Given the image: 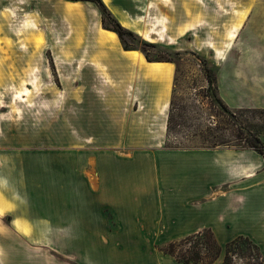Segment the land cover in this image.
<instances>
[{"label":"rangeland","instance_id":"374dc122","mask_svg":"<svg viewBox=\"0 0 264 264\" xmlns=\"http://www.w3.org/2000/svg\"><path fill=\"white\" fill-rule=\"evenodd\" d=\"M66 7V0H0V184L7 158L18 162L22 155V192H4L16 204H35L17 205L18 214H34L43 224L52 220L51 229L28 228L25 238L12 225L20 216H0V264H180L163 249L196 234L188 231L198 228L202 217L212 216L215 227L221 210L200 206L201 189L195 182L187 195L194 203L189 201L186 209L193 219L182 228L163 220L157 192L149 198L155 206L144 215L142 207L130 214L127 203L104 207L94 166L103 153L78 147L98 143L99 136L69 134L70 124L77 123L71 118L74 99H80L85 86L97 84L93 73L82 70L90 63L88 53L98 51L95 35L103 28L102 13L95 4H82L80 20L67 14ZM111 9L119 22L123 16L144 31L163 34L162 41L152 36V42L138 35L154 47L132 45L174 64L171 101L179 125L166 144L185 150L214 147L210 150L218 153L207 156L217 179L213 185L232 180L227 167L235 172L254 167L255 183L260 182L256 191L264 194V157L248 145L264 146V0H111ZM184 28L188 32L175 41ZM209 72L216 83H209ZM27 89L28 97H18ZM147 137L128 136L139 142ZM131 165L136 178L152 175V170L163 175L157 156L139 153ZM243 187L227 189L234 197L244 194ZM244 220L237 212L225 238L253 234ZM177 229L187 232L177 237ZM125 235L138 244L126 246L121 242ZM215 236L222 246L227 244ZM215 264H223L222 259Z\"/></svg>","mask_w":264,"mask_h":264},{"label":"crops","instance_id":"0c3cea01","mask_svg":"<svg viewBox=\"0 0 264 264\" xmlns=\"http://www.w3.org/2000/svg\"><path fill=\"white\" fill-rule=\"evenodd\" d=\"M66 2V13L69 15L74 14L80 20L83 19V11L80 6L91 4ZM120 23L128 30L140 35L139 30L141 28L138 24L130 22L123 16ZM186 30L185 28L182 29V33L174 37L175 41L181 40L188 32ZM111 33L113 32L103 30V28H98L96 31L95 43L98 51L88 53L87 58L90 63H86L82 71L93 73L97 79V84L92 87L85 86L86 91L83 92L80 99H74L73 103L76 108L71 118L77 123L70 124L72 131L69 133L72 135L78 134L79 136H99L96 139L98 143L94 145L87 143L78 147L79 151L103 153L94 161V166L97 173L95 177L98 178L97 193L104 207L114 209L119 203H127L125 207H128L130 214H132L133 208L142 207L144 209L141 214L144 215L145 209L148 210L149 207L153 208L155 206V200L150 201L149 198L151 194L157 192L162 197L159 198L158 196L162 201L163 220L166 219L168 223H177L181 227L186 225L187 219L190 221L193 219V216H190L189 211H186V209L189 201L194 203L187 195L188 190L191 189L190 185L195 182L197 186L200 185L199 188L201 189L200 197L197 200L200 206L207 204L211 209H220L221 213L215 227L212 228V216H205L202 217L201 225L188 231V233H198L210 229L228 243L237 238L236 236L225 238L232 224L230 222L231 218L241 211L242 216L245 218L244 221H247L255 230L253 234H247L250 237L248 238L264 251V194L256 191L258 188L256 185L260 182L255 183L258 180L254 176L256 173L255 168H245L242 171L235 172L234 169L230 170V167L226 166V173L231 176L232 180L213 185L217 179L213 174L215 173L212 170L214 167L207 163V156L213 153L217 154L218 151L167 148V126L174 90L175 67L171 73V83L166 73L157 74L154 71L152 72L150 68L153 65L174 66V64L167 62L150 63L142 56L137 58L134 54L140 51H125L117 37L111 39L107 35ZM159 34L158 29L150 33L151 37L156 36L157 39L161 38V35L163 37L162 33ZM102 36L104 38H101ZM167 36L172 38L169 34ZM158 40L162 41L161 39ZM95 129L99 131L95 132ZM129 135L136 137L146 135L148 137L144 142H139L138 138L134 140L128 138ZM72 151H75V149ZM139 153L148 154V157L153 158L160 157L163 165V175H155L154 170H152V175L144 176V178L132 176L131 169L133 166L131 164ZM12 158L14 157L9 156L5 162L3 170L4 183L0 184L4 188L2 190L0 187V192L3 194L4 202L10 206V209L0 216L8 214L20 216V218H14L12 225L18 236L28 238L29 236L22 233V226L27 232L28 228L33 231H44L51 229L50 223L52 220L43 224L37 220V216L34 214L25 213L22 215V213H17V205L27 204H23L22 200L20 205L16 204V200L8 198L4 192H10V195L11 192H22V155L18 162H15ZM152 162L155 163V160L153 159ZM128 164L131 166H127ZM126 167H129V169L126 170ZM73 171H71L72 176L75 177V171ZM229 182H234L233 184H237L238 188L244 186V194L233 197V190L227 189V187L233 185L228 184ZM140 196L142 197L140 199L145 200L144 202L140 203ZM27 207L36 208L35 204L27 205ZM115 215H118V212H115ZM128 216L130 215H119L121 218ZM135 216L133 215V217ZM18 222L21 229L17 227ZM116 222H118L117 218ZM182 230L177 229V234L174 235L179 237L187 229ZM121 242H127L125 243L126 246H136L138 244L131 243L137 242V240L130 235H125L124 240ZM120 245L122 244H117V246Z\"/></svg>","mask_w":264,"mask_h":264},{"label":"trees","instance_id":"16d2710c","mask_svg":"<svg viewBox=\"0 0 264 264\" xmlns=\"http://www.w3.org/2000/svg\"><path fill=\"white\" fill-rule=\"evenodd\" d=\"M73 3H93L99 7L102 13V26L104 30L115 33L125 51H141L146 60L152 62H167L173 63L170 60L161 61L151 58L149 52L139 50L132 44L134 42L143 44L146 47H154L149 43H145L138 34L125 28L114 17L109 9L104 4L103 0H66ZM110 24V25H108ZM209 83H216V78H211V73H208ZM223 108L227 107L221 100L218 101ZM174 103L171 101V108L168 118L167 137L173 134L177 125V120L173 114ZM217 146V143L213 144ZM248 145L264 157V146L261 143L254 144L248 141ZM170 149H179L170 147ZM214 149V147L205 148ZM166 255L173 257L180 264H215L218 260L222 259L223 264H264V256L260 248L248 237L240 236L225 246H222L213 231L210 229L203 230L194 235H191L179 242H171L164 249Z\"/></svg>","mask_w":264,"mask_h":264},{"label":"bare ground","instance_id":"6f19581e","mask_svg":"<svg viewBox=\"0 0 264 264\" xmlns=\"http://www.w3.org/2000/svg\"><path fill=\"white\" fill-rule=\"evenodd\" d=\"M103 2L106 4V6L112 11L114 12L112 9H111V0H103ZM68 9V8H67ZM73 9V8H71ZM69 10V9H68ZM115 13V12H114ZM117 14V13H115ZM104 30V29H103ZM111 32V31H110ZM139 34L148 42H152L154 40V38L151 37L149 31H144V30H139ZM158 34V33H157ZM111 39H114L115 37L118 38V36L115 34V33H111V34H107ZM161 35V33L159 34ZM236 35V33H233V36ZM161 38H158V39H161L163 40L164 38L162 37V35L160 36ZM101 38H104L103 36ZM119 39V38H118ZM229 49H231V45L229 46ZM135 57L137 58H140L142 56V58L144 59V54H141L140 52H137L134 54ZM174 69V66L173 65H153L151 66L150 70L153 72H156L157 74H161V73H166L167 76H168V80L170 81V83L172 82V79H171V73H172V70ZM31 92L27 89L25 90L24 92H22L21 94L18 95V97H28L29 94ZM22 99V98H21ZM10 209V206H8L7 203L4 202V197H3V194L0 192V215H3L5 212H7L8 210ZM17 227L19 229H21V225L20 223L18 222L17 223ZM22 233L24 234H27L28 232L24 230L23 226H22Z\"/></svg>","mask_w":264,"mask_h":264}]
</instances>
